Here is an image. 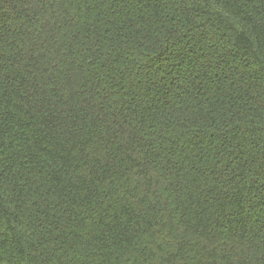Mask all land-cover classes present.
<instances>
[{"label": "trees", "instance_id": "1", "mask_svg": "<svg viewBox=\"0 0 264 264\" xmlns=\"http://www.w3.org/2000/svg\"><path fill=\"white\" fill-rule=\"evenodd\" d=\"M0 264H264V0H0Z\"/></svg>", "mask_w": 264, "mask_h": 264}]
</instances>
